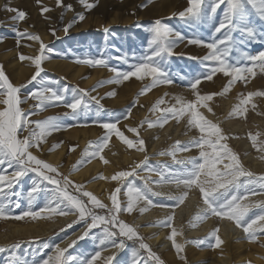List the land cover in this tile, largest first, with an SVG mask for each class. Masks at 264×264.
Instances as JSON below:
<instances>
[{
	"label": "snow or ice",
	"instance_id": "1",
	"mask_svg": "<svg viewBox=\"0 0 264 264\" xmlns=\"http://www.w3.org/2000/svg\"><path fill=\"white\" fill-rule=\"evenodd\" d=\"M40 2L41 0H37L38 4ZM79 2L88 9L95 6L88 0H79ZM222 5L224 7L218 17V10ZM56 6L67 7L69 11H73L72 6H64L62 0H56ZM5 10L14 14L11 17L13 21H23L27 16V13L19 8L7 7ZM50 10L48 7L42 8V12ZM173 15H178L180 19L199 26L208 25L210 34L207 38L201 36L187 38L181 32L157 19L150 29V54L143 57H120L119 59L128 64V70L109 68L114 73V78L101 81L99 86L104 83L120 84L132 77L137 80L150 78V83L146 84L140 93L145 94L159 85H171L173 80L165 71V62L168 57L176 54L174 49L186 39L189 45L205 48L207 53L203 57H190L199 59L205 69L204 73L193 75L189 81V87L195 94V100L188 101L181 95L174 96L175 103L165 108L158 118L160 127H163L169 118H175L179 122L182 117H185L188 130L196 129L199 135L185 144L177 141L170 151L159 153L162 156L171 155L175 163L183 167L171 169L170 166L165 165L157 171L159 179L155 183H174L177 188L182 189L179 194L168 197L176 202V206L184 203L190 190L194 187L198 189L204 207L194 217L195 222L191 223V227H197L199 223L206 221L210 216L227 219L234 222L235 226L242 229L250 239L255 240L257 233H264V201H257L254 204L242 203V201L248 194H264V176L256 177L254 173L243 167L238 154L226 143L227 136L222 128L217 123L206 119L197 110V106L203 103L204 107H208L205 102L211 101L213 96L224 95L236 81H243L246 85L249 82V77L257 75L256 69L264 73V51L252 54L246 50L250 44L264 42V0H187V7ZM84 19L83 14H78L73 21L63 27L64 33L67 34L77 20L83 21ZM14 31L18 45L21 38L38 41L40 54L35 57H25L21 54L19 57L21 61L31 60L36 69L26 84L14 85L0 66V219L24 220L31 218V220H37L47 219L52 215H76L77 219L72 223L83 222L85 224V230L81 236L77 237V240H73L67 248L56 246L55 255L42 260L41 264H97V261L101 259L102 251L107 246L122 251L128 247L127 242L129 241L132 242L131 264H141L142 261H145V264L146 261H152L153 264H165V261L145 241L137 227L120 219L121 213H132L140 202L145 205L139 207L141 214L148 211L149 207H164V205L153 204L150 197L160 196L161 193L154 191L147 179L142 187L136 186L133 181L128 179L139 175L137 168H140L141 165L146 166L147 156L131 171L121 170L111 176L110 179L120 182V186L110 194L111 206L109 207L92 192L84 190L82 185L75 184L67 175L60 173L57 166L33 153V148L42 151L41 145L46 137L61 129L62 118L54 116L44 120H31L30 117L36 115L37 112L24 110L21 107L22 104L28 100L37 101L38 103L34 106L37 111L63 104L71 110L64 113V116H71L72 119H78L91 110L85 97L95 101L101 110L103 105L95 96H90L88 90L79 87L72 88V99L71 102H68L66 100V94L69 91L67 86L54 87L41 77L42 62L45 60L48 46L43 43L39 35L30 34L26 30L21 32L18 28ZM51 32L53 36H56V29H51ZM103 32L108 34L110 29L104 27ZM3 39L0 37V42ZM233 52L238 54L232 56ZM130 59L135 62L130 63ZM76 62L94 67H109L107 60L102 56L81 58ZM216 74H223L228 78L222 91L201 94L198 85L202 80L212 81ZM38 78L41 80L40 84L22 95L21 90L27 88L28 84L37 81ZM108 95H115V93L112 92ZM256 96H264V91L248 92L246 97H241L240 103L236 105L234 111L241 114L246 112L245 106ZM162 103H164L162 99L158 100L153 111H156ZM208 111L211 112L212 109L208 108ZM130 114L131 108L127 110L123 119H127ZM120 120L121 117H115L112 121L98 122L105 134L90 146L91 151L89 148H85L83 155L88 158L89 162L92 158L99 157L105 164L109 163L101 153L113 134L118 136L129 148L135 145L137 150L145 149L143 139H129L120 131L118 128ZM148 126L153 127L154 125L149 123ZM129 131L135 133L137 129L133 127ZM25 132L27 135H24ZM251 139L255 146L256 137L252 136ZM55 147L57 146L54 145L53 148ZM191 149H197L198 156L176 160L177 151H190ZM260 151L264 152V145H261ZM84 163L85 160L82 159L74 166L73 170H78ZM220 165L222 167H218ZM8 169L12 171L8 172ZM29 173H33L34 176L32 186L27 191V208L20 215H13L11 210L21 207L19 197L22 193L16 190L17 185ZM240 177L246 179L241 181ZM97 178L108 179L104 176ZM252 185H257L260 192L257 193L256 188L250 187ZM69 186H72L79 195L69 192ZM122 188H126L123 193L127 198L126 206L118 198ZM241 190H243V195L240 194ZM41 194H43L44 204L42 207L35 208L34 201ZM84 198H87V201ZM253 207L259 208L260 214L249 218V212ZM94 209L106 210V214H98ZM173 219L174 213L169 214L166 219L159 221L158 225L171 229L168 239L172 241L177 253H180L183 251V245L175 240L178 231L172 226ZM71 226L72 224L67 225V227ZM101 226V234L92 237L99 241V251H95L88 257L65 255L68 248L74 247L78 240L89 238L91 231ZM208 239H214L213 247H219L222 243L218 236V229L212 230ZM193 243L204 244L205 240L201 239L193 241ZM13 247H19V244H14ZM0 251H7V249L0 248ZM143 253L147 254L146 258ZM115 257L114 253L103 258V264H113ZM9 264H27V260L21 261L19 257L13 255Z\"/></svg>",
	"mask_w": 264,
	"mask_h": 264
},
{
	"label": "rangeland",
	"instance_id": "2",
	"mask_svg": "<svg viewBox=\"0 0 264 264\" xmlns=\"http://www.w3.org/2000/svg\"><path fill=\"white\" fill-rule=\"evenodd\" d=\"M88 2L93 3L95 6L88 9L82 5L79 0H62V4L64 6L71 5L73 11H69L67 7H57L56 0H41L39 4L37 0H4L3 6H0V22H2V25H0V37L4 38L2 42H0V47L4 49L3 46L7 44L11 47L5 52L15 51L17 61L24 64L27 59L21 61L19 58L20 55L23 54L25 57H29L30 46H34L33 43L38 41L21 38L18 45L14 29L18 28L21 32L26 30L30 34L39 35L43 43L48 46V50L45 52V60L42 62L43 71L41 72V77L54 87L63 88L67 86L69 91L66 94V100L68 102H71L72 99V88L79 87L88 90L90 96H95L100 100V104L103 105V109L101 110L95 104V101L85 97L91 110L87 112L86 115H81L78 119H72L71 116H64V113L70 112L71 110L66 108L63 104L37 111L34 106L38 102L28 100L26 103L22 104L21 107L26 111L37 112L36 115L30 117L31 120H44L54 116H60L62 118L61 129L52 132L46 137L41 145L42 151H37L35 148H33L32 151L39 158L57 166L60 173L67 175L72 182L77 184L70 176V173L74 172V161H72L71 164L67 162V159L70 158L73 160L74 158L77 159L80 157L79 153L84 150V146L80 144L77 138L73 137L74 132L81 136L86 135L87 140L94 145V142L105 134V131L99 126L98 122L112 121L115 117H121L120 123L118 124L120 131L129 139H143L145 141V149L137 150L135 145L129 148L115 134L110 137L106 147L115 145L116 149L119 150L121 154L126 153L128 156L134 155V162L136 164L134 166H129L130 168L127 169L128 171H131L140 164L141 161H144L145 156H147L148 160L146 166L141 165L140 168H137L139 175L129 177L128 179L133 181L138 187H142L145 183V179H147L154 191L159 192L157 188H161L160 196L150 197L153 202L162 201V203H166L170 209H183L187 206L186 199L183 204L176 206V202L168 198L169 195L179 194L182 191L181 188H177L174 183H155V181L159 179L157 171L162 169L165 165L170 166L171 169H179L183 166L176 164L171 155L162 156L159 155V153L170 151L177 141L181 144H185L193 137L198 136L199 133L196 129L188 130L185 117H182L179 122H177L175 118H169L168 122L164 124L163 127H160L158 118L165 108L175 103L173 99L174 96L181 95L188 101L195 100V94L189 87V81L193 75H201L204 73L205 69L200 64L199 59H192L190 57H203L207 53V50L201 46L189 45L187 39L180 43L174 49L176 54L168 57L165 62V71H167L172 78L173 83L171 85H159L145 94L140 93L144 86L150 83V78L137 80L135 77H132L128 81H123L120 84L104 83L102 86L99 85L101 81L114 78V73H112L109 68L115 67L119 70H128V64H125L122 59H119L120 57H143L150 54V29L155 20H162L163 23L181 32L187 38L196 36L207 38L210 34L209 27L208 25L199 26L192 22H186L180 19L178 15H173V13H178L187 7V0H88ZM7 7H15L24 10L27 13L26 18L23 21H13L11 17L14 14L6 11L5 9ZM44 7H48L51 10L42 12V8ZM223 7L222 5L221 9L218 10V17ZM78 14H83L85 19L83 21L77 20L69 32L65 34L63 27L73 21ZM104 27L110 29L108 34L103 32ZM51 29H56V37L52 35ZM246 50L252 54L264 51V42L250 44L247 46ZM39 54L40 52H38V55ZM237 54L238 53L233 52L231 55L236 56ZM101 56L107 60L109 67H94L76 62L81 58H98ZM129 62L132 63L135 61L130 59ZM2 64L3 61H0V66L3 67ZM31 70L29 77L17 85L26 84L30 80L31 76L36 71L35 66L34 68L32 67ZM256 72L257 75L255 77H249V82L246 85L243 81H236L224 95L213 96L211 101L205 102L208 107H204L203 103H201L197 106V110L200 111L206 119L217 123L222 128L224 134L227 136L226 143L238 154L243 167L254 173L256 177H260L264 176V152L260 151L261 145H264V96L253 97L249 101V104L245 106L247 108L246 112L241 114L234 111L236 105L240 103L242 96L246 97L247 93L251 91H264V73H261L259 69H256ZM10 74L11 73L8 72V77L11 79ZM71 78L73 79L72 82ZM227 80L228 78L223 76V74H216L212 81L202 80L200 85H198V90L201 94L219 93L226 85ZM40 82L41 80L38 78L37 81L28 84L27 88L21 90L22 95L30 92L34 87L38 86ZM136 84H138V86L134 88L133 86ZM94 86L95 90L93 91ZM177 90H179V92ZM112 92H114L115 95H108ZM161 99L164 103L160 104L156 111H153L156 102ZM129 108H131V114L127 119H123ZM208 108H211L212 111L209 112ZM213 115H215V117H213ZM226 122H232L237 126L233 128L229 124H226ZM149 123H152L154 126L149 127ZM167 126H169L168 131L165 129ZM133 127L137 129L135 133L129 131V129ZM147 130H149V132H147ZM162 132V140L158 141ZM56 133L68 134L70 137L65 141L63 137V139L56 140L53 138ZM24 135H27V132H25ZM252 136L256 137L255 146H253ZM154 140L158 142V144L153 149H150L149 145ZM240 141L241 143H239ZM54 145L57 147L53 148ZM52 152L62 153L61 160L64 161L62 163V168L46 159L45 155ZM138 154H141V157H138ZM193 156H198L197 149L177 151L175 158L176 160H184ZM255 158L258 159L259 162L257 166H254L251 162V160ZM127 163L128 162L123 164L118 163L120 164L118 166L122 167ZM218 167H222V165ZM11 171V169H8V172ZM118 171H121V169L113 170L109 175H114ZM33 176V173H29L28 176L24 177L21 183L17 185L16 190L22 193L19 197L21 207L13 208L11 210L13 215H20L21 212L27 208L26 196L27 191L30 190L32 186ZM245 179V177H240L241 181ZM118 186H120V182L113 187L110 194ZM250 187L256 188L257 193L260 192L257 185H252ZM68 190L74 195L79 194L72 186H69ZM177 190H179V192H177ZM124 191H126V188H122L121 193L118 194V198L121 199L122 204L126 206L127 198L123 195ZM173 191L177 193L174 194ZM240 194H244L243 190H241ZM188 195L196 197L193 198L192 208L204 207L198 189L194 187L189 191ZM186 198H188V196ZM261 198H264V194H248L242 203L254 204L257 201H264V199ZM102 202L109 205V207L111 206L110 200L108 202ZM43 204L44 199L43 194H41L34 201V207L39 208L42 207ZM143 206L145 205L140 203L134 208L132 213H121L120 219L136 226L139 233L145 238V241L150 245L152 250L159 256L161 255L160 257L165 261V264H173L167 260L166 256L163 257V255L148 242V235L141 228L142 225L136 223V217L144 216L150 212L148 208L147 212L141 214L139 207ZM89 207H91V205H89ZM102 212L104 213H101V215L106 214V210H102ZM123 214L127 217H123ZM186 214L187 211L184 210V212H182V218L187 220L188 217H186ZM259 214L260 209L253 207L249 212V218H254ZM64 217L67 216L52 215L47 219H38V221H44L46 225L43 226L44 229L41 230L42 233L30 235L20 234L13 228L16 224H23L31 218H25L24 220H15L12 218L0 219V248L7 249V251H0V264H9L13 255L19 257L21 261L26 259L27 264H41V261L48 258L56 246H59L60 240L71 237L73 234L76 235L69 244L73 240H77V237L83 234L86 226L83 222L72 223V221L77 219L76 215L72 221H69L62 228L57 230L50 229L52 224L57 223L58 220ZM164 219H166V217L156 220L155 223ZM231 223L234 224V222ZM68 224H72V226L67 227ZM238 230H240L243 234L242 236H244L243 241H248V245H250V248L245 253V264H264V233H257V238L252 240L242 229L238 228ZM238 230L235 229L237 232ZM101 232L102 226L93 229L89 238L78 240L74 247L68 248L65 255L88 257L95 251H99V241L92 237L101 234ZM208 233L209 231H205L187 241L193 242L201 240L205 236L208 237ZM167 236H169L168 233ZM204 240L206 242L204 244H195L202 246L201 251L206 252L207 257L197 259L195 261L196 263H192L191 260L185 258L183 264H209L211 262L213 256V252L211 251H216L212 246L214 242L210 239ZM127 243L128 247L122 251L119 250L113 264H131V253L128 254L127 257L126 252H128V248L132 246V242L129 241ZM14 244H19V247H13ZM69 244L65 245L64 248H67ZM109 247L110 246H107L106 248ZM183 251L186 252L184 249ZM146 255V253H143L145 258ZM141 264H145V261H142ZM146 264H153V262L146 261ZM174 264L179 263L176 262Z\"/></svg>",
	"mask_w": 264,
	"mask_h": 264
},
{
	"label": "bare ground",
	"instance_id": "3",
	"mask_svg": "<svg viewBox=\"0 0 264 264\" xmlns=\"http://www.w3.org/2000/svg\"><path fill=\"white\" fill-rule=\"evenodd\" d=\"M3 4H4V0H0V6L1 5L3 6ZM165 8H167V7H165ZM41 36H43V35H41ZM59 43H61V42H59ZM33 44H34V46H30V48H29L30 49L29 57H35L38 55V52H39V42H34ZM3 47H4V49H2L0 47V61H3L2 65L4 67V68L3 67L2 68L5 72V74L7 75V77H8V72L11 73L10 74L11 79L9 77L8 78L14 85L20 84V82L26 80L29 77V75L31 74V71H32L31 68L32 67L34 68L32 61L27 59L24 64L19 63L16 59L15 51H11V52L8 51V53L5 52L6 50L11 48L10 45L7 44ZM48 68H50V67H48ZM72 81H73V79L71 80V82ZM83 81H85V80H83ZM87 81H90V80H87ZM137 86H138V84L134 85L133 87L136 88ZM161 90H163V89H161ZM177 91L179 92V90H177ZM165 92H167V91H165ZM162 93H163V91H162ZM145 100H146V98H145ZM235 115H237V114H235ZM213 117H215V115H213ZM261 119H262V117H261ZM226 124H229L233 128H235L237 126L236 124H234L232 122H226ZM165 129H166V131H168L169 126L165 127ZM147 132H149V130H147ZM83 134H85V133H83ZM162 136H163V132L160 134V139L158 141L162 140ZM69 137L70 136L68 134H63V133H56L53 136V138L56 140L63 139L64 141L66 139H68ZM73 137H75L79 140L80 144L84 146V150H85V148H89V151L92 150V148L90 146L93 145V143L87 140L86 135L81 136V135H78L77 133L74 132ZM239 143H241V141ZM157 144H158V142H156L154 140L153 142L150 143L149 148L153 149ZM120 147H119V149H120ZM84 150H82V152L79 153L80 157H78L77 159H75V158L73 160L70 158L67 159V162L71 163V164H72V161H74L73 162L74 166H76L82 159L85 160V163L82 166H80L78 170L70 173V176L77 182V184L82 185L85 190L92 192L100 200H102L104 202H108L111 190L118 183V181H113L110 179L112 175L110 176L109 173L113 170H120V169L121 170H127L128 168H130L129 166H134L136 164L134 162V160H135L134 155L128 156L126 153L121 154V152L116 149L115 145H113V146L110 145L109 147H106V149H104L103 152L101 153L105 157V159H107L109 161L108 164H105L99 157L92 158L89 162L88 158L84 157V155H83ZM61 156H62L61 152H59V153H53L52 152V153H49L48 155H45V157L48 161H50V162L54 163L55 165H58L59 167L62 168V163L64 161L61 160L62 159ZM138 157H141V154H138ZM130 161H132V162H130ZM116 162H118L120 164H123L126 162H128V163L124 164L122 167H120V166H118L120 164H118ZM251 162L254 166H257L259 164L258 159H256V158L254 160H251ZM99 176H104V177H107L108 179H98L97 177H99ZM94 178H97V179H94ZM157 190L160 192L161 188H157ZM173 192L175 194V193L179 192V190H177V192L176 191H173ZM193 198H196V197L188 195V198H186L187 206L184 207L183 209H181V208L170 209L168 207V205H166V203H162V201H154L153 202L154 205H164V207H149L150 212H148V214H146L144 216H139L140 215L139 214L138 215L139 217H136L135 221L137 224L142 225L141 228L148 235V237H147L148 242L160 254H162L163 257L166 256L167 260H169L173 264L176 262L179 264H183L184 263L183 260L185 258H188L189 260L192 261V263H194L197 259L207 257V253L201 251V248H202L201 245H196L195 243L188 242L187 240H189V239L191 240V238H194V236L196 237V236H198V234H201L205 231H209V233H208V237H209V234L212 230L218 229V236L220 237L222 243L219 247H214L216 249V251H211V252H213L212 253L213 256H212L211 262L209 264H245L246 263L245 253L250 248V245H248V241H243L244 236H242L243 234L241 233L240 230H238V228L235 226V224H232L227 219H220L217 217L214 218V217L210 216L206 221L199 223L197 227H191L190 226L191 223L195 222L194 217L196 216V214L198 212H200L201 209H203V207L192 208L193 207V205H192L193 204ZM261 199H264V198H261ZM140 203L143 204V202H140ZM184 210L187 211V214H186L187 215L186 217H188L187 220L182 218V212H184ZM172 213H174V219L172 222V226L175 227L178 231V235L175 237V240L177 243H180L183 245V249L186 250V252L182 251L180 253H177L176 249L172 245V241L169 240L168 236H167V233H168V235H170L171 229L161 227L158 225V223H155L156 220L163 218V217H167L169 214H172ZM189 213H191V214H189ZM123 217L126 218L127 216L125 214H123ZM74 218H75V215H68L67 217L61 218L60 220H58L57 223L52 224L50 226V229H53V230L60 229L64 225H66L69 221H72ZM148 223H153V224H148ZM155 224H157V225L153 226ZM45 225H46V223L44 221L42 222V221H38V219L37 220H31L30 219L23 224L22 223L16 224L13 229L18 231L20 234H24V235L25 234L30 235V234H34V233L40 234V233H42L41 230L44 229L43 226H45ZM235 229L238 230V232L235 231ZM75 235L76 234H73V235H71V237H66L65 239L60 240L59 241V247L64 248V246L69 244V242L73 239V237ZM205 237L204 238L201 237V238L202 239H208V237H206V238ZM212 241L214 242V239ZM253 248H255V247H253ZM118 252H119V250H117L116 248H113V247L106 248L104 251H102L101 259L97 261V264H103V258L111 256L114 253L117 256ZM128 252H126L127 257H128V254H130L132 252V246H130L128 248ZM257 252H259V251H257ZM54 255H55V249L52 251L50 256H54ZM251 256H253V255H251ZM181 257H184V259H181ZM204 264H206V263H204Z\"/></svg>",
	"mask_w": 264,
	"mask_h": 264
},
{
	"label": "crops",
	"instance_id": "4",
	"mask_svg": "<svg viewBox=\"0 0 264 264\" xmlns=\"http://www.w3.org/2000/svg\"><path fill=\"white\" fill-rule=\"evenodd\" d=\"M75 195H79V194H75ZM84 199L86 200V198H84ZM94 211L97 212L98 214L104 213V212H102V210H94Z\"/></svg>",
	"mask_w": 264,
	"mask_h": 264
}]
</instances>
